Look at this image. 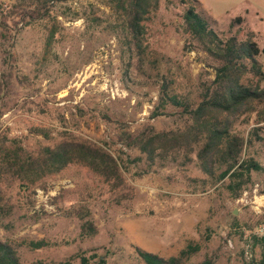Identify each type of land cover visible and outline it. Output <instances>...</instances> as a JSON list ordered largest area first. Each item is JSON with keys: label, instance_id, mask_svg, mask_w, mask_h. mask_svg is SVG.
Instances as JSON below:
<instances>
[{"label": "rangeland", "instance_id": "rangeland-1", "mask_svg": "<svg viewBox=\"0 0 264 264\" xmlns=\"http://www.w3.org/2000/svg\"><path fill=\"white\" fill-rule=\"evenodd\" d=\"M197 1L222 38L244 40L254 34L264 47V0ZM184 2L191 0L161 1L147 24L149 51L142 62L115 25L109 0L45 5L41 0H14L5 9L0 142L21 143L30 153L64 139L99 145L119 159L133 188V193L114 192L83 165L49 175L30 190L18 180L4 183L14 207L3 220L0 239L57 244L41 250L17 247L21 264L59 263L82 254L106 256L107 264H144L138 250L168 259L190 246L200 250L185 264L261 260L264 171L254 172L252 183L235 198L227 189L228 178L221 179L222 171L214 178L204 174L189 146L181 147L176 159H158L149 166L145 154L117 138L122 125L132 131L148 126L158 132L184 131L189 122L180 109L169 105L156 116L161 86L166 83L198 104L202 84L215 77L205 67L204 53L184 50ZM33 10L50 13L33 20L27 15ZM239 17L240 26L234 23ZM259 61L264 69V54ZM257 109L236 117L232 131L245 140L241 159H254L264 167V102ZM72 207L89 211L99 229L95 237H80L81 221L64 215ZM72 262L80 264L79 259Z\"/></svg>", "mask_w": 264, "mask_h": 264}, {"label": "trees", "instance_id": "trees-1", "mask_svg": "<svg viewBox=\"0 0 264 264\" xmlns=\"http://www.w3.org/2000/svg\"><path fill=\"white\" fill-rule=\"evenodd\" d=\"M41 1L45 5L67 0ZM161 1L109 0V7L116 16L115 25L126 40L130 52L140 62L145 60L149 51L147 24L158 11ZM13 3L14 0H0V29L7 28L8 20L4 13ZM184 4H187L182 25L187 35L184 50L204 53L207 58L205 67L211 68L215 77L202 84L201 101L198 104L180 97L166 83L161 86L156 116L162 115L161 110L165 111L169 105L180 109L181 116L189 122L184 131L158 132L153 126L132 131L122 125L119 126L117 138L128 149H137L145 154L149 166L158 159H176V152L181 147L189 146L201 171L210 178L222 171L221 179L228 178L227 189L237 198L252 183V174L264 171V167L254 159H241L245 140L232 131L236 117L257 112L258 105L264 102V69L259 61L264 48L259 46L254 34H248L244 40L237 36L222 38L213 28L211 19L200 10L197 0ZM19 6L22 9L21 3ZM49 13L48 10L43 13L33 10L27 15L36 20ZM234 23L240 26L243 20L239 17ZM254 135L258 141L262 140L259 134ZM7 141L0 142V227L14 207L4 188V183L9 180H18L26 190H30L49 175L60 173L71 165H83L101 177L112 191L122 189L133 193V188L127 185L119 159L104 147L64 139L53 146L41 148L37 153H30L21 143L12 141L7 144ZM64 215L77 217L81 221L82 239L95 237L99 233L85 208L72 207ZM260 241L262 257L258 264H264V236ZM53 245L57 244L45 239H25L15 244L0 239V264H21L17 252L19 246L41 250ZM199 250V246H190L179 256L168 259L141 250L137 254L144 264H185ZM95 258L98 259L97 264H107V257L97 254L76 255L68 261L51 264H74L72 261L76 259H79L80 264H91Z\"/></svg>", "mask_w": 264, "mask_h": 264}, {"label": "water", "instance_id": "water-1", "mask_svg": "<svg viewBox=\"0 0 264 264\" xmlns=\"http://www.w3.org/2000/svg\"><path fill=\"white\" fill-rule=\"evenodd\" d=\"M235 214H237V213H235Z\"/></svg>", "mask_w": 264, "mask_h": 264}, {"label": "crops", "instance_id": "crops-1", "mask_svg": "<svg viewBox=\"0 0 264 264\" xmlns=\"http://www.w3.org/2000/svg\"><path fill=\"white\" fill-rule=\"evenodd\" d=\"M264 48V47H263Z\"/></svg>", "mask_w": 264, "mask_h": 264}]
</instances>
